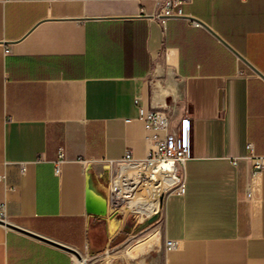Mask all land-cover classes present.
<instances>
[{"label":"crops","instance_id":"0c3cea01","mask_svg":"<svg viewBox=\"0 0 264 264\" xmlns=\"http://www.w3.org/2000/svg\"><path fill=\"white\" fill-rule=\"evenodd\" d=\"M160 10L0 0V207L24 231L0 225V264H80L71 251L85 263L113 251L264 264V171L250 159L264 156V0H189L166 20ZM141 109L173 127L188 116L192 158L183 191L145 192L134 217L109 196L122 159L153 148ZM104 201L107 216L89 212Z\"/></svg>","mask_w":264,"mask_h":264},{"label":"built area","instance_id":"2783aa9c","mask_svg":"<svg viewBox=\"0 0 264 264\" xmlns=\"http://www.w3.org/2000/svg\"><path fill=\"white\" fill-rule=\"evenodd\" d=\"M149 1L160 6L158 18L161 20L183 17L184 6L189 2V0ZM140 119L144 122L146 131L151 133L147 140L153 143V148L144 160H136L128 153L119 163L118 171L111 183L109 203L114 209L124 213L123 205L130 201L135 191L133 188L141 187L146 181L159 184L161 181L173 180L174 188L182 192L183 169L192 158V123L188 116L182 118L177 127L172 126L170 117L163 110L146 113L141 109ZM250 159L255 171H264V156L252 155ZM61 164L62 162L56 164L57 175L61 174ZM167 191L169 189L164 190L160 196ZM0 219L5 221L3 207H0ZM166 248L168 251L174 249L175 243L167 241Z\"/></svg>","mask_w":264,"mask_h":264},{"label":"rangeland","instance_id":"374dc122","mask_svg":"<svg viewBox=\"0 0 264 264\" xmlns=\"http://www.w3.org/2000/svg\"><path fill=\"white\" fill-rule=\"evenodd\" d=\"M183 110V104H179L177 107V110ZM158 206L160 204V197L159 200L157 201ZM126 213V212H125ZM126 214H130V212L126 213ZM134 217L136 215L132 214ZM138 217V216H137ZM138 219H140L138 217ZM152 254V253H151ZM149 252L147 253H141V254H137L135 256H131L128 253H123V254H117L113 251H111L110 253H107L106 255H103L101 257L98 258H94V259H88L85 260L87 264H154L153 261V255H151ZM77 260V259H76Z\"/></svg>","mask_w":264,"mask_h":264},{"label":"bare ground","instance_id":"6f19581e","mask_svg":"<svg viewBox=\"0 0 264 264\" xmlns=\"http://www.w3.org/2000/svg\"><path fill=\"white\" fill-rule=\"evenodd\" d=\"M174 184L175 183L173 182V180L161 181L159 184L154 181H146L141 187L133 188V190L135 191L132 193L130 201L123 205V210L134 212L138 199L143 198L145 196V192L148 194V196L151 197L154 195L155 192H160L161 195L164 190L174 188ZM78 261H80V264H86L82 260Z\"/></svg>","mask_w":264,"mask_h":264},{"label":"water","instance_id":"95a60500","mask_svg":"<svg viewBox=\"0 0 264 264\" xmlns=\"http://www.w3.org/2000/svg\"><path fill=\"white\" fill-rule=\"evenodd\" d=\"M243 61H245L242 57H240ZM246 62V61H245ZM248 64V63H247ZM249 65V64H248ZM250 67H251V65H249ZM256 73H258V71H256L253 67H251ZM259 74V73H258ZM90 213H94L95 215H98V216H102V217H104V216H107V213H108V206H107V202L106 201H104L101 205H100V207L97 209V210H90L89 211ZM0 225H2V226H5V227H7V228H9V229H14V230H18V231H20V232H24L23 230H21V229H19V228H17V227H15V226H13V225H11V224H9V223H7L6 221H4V220H1L0 219ZM74 255H75V257L78 259V260H83L82 259V257L78 254V253H76L75 251H71Z\"/></svg>","mask_w":264,"mask_h":264}]
</instances>
